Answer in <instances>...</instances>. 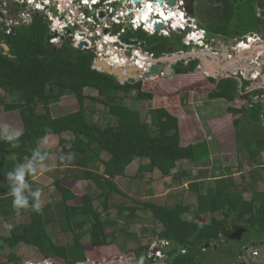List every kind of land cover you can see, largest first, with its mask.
<instances>
[{"label": "trees", "instance_id": "obj_1", "mask_svg": "<svg viewBox=\"0 0 264 264\" xmlns=\"http://www.w3.org/2000/svg\"><path fill=\"white\" fill-rule=\"evenodd\" d=\"M202 3L213 9L214 14H210L213 19L220 18L206 27L210 36L238 38L256 32L264 40V19L258 16V5L264 4V0H200L199 6H204ZM27 7L18 2L0 4L3 20L19 19L23 14L30 16L29 23L11 26L9 34L6 22L0 24V89L4 92L0 106L7 110L9 99L23 125L18 147L0 140V221L9 223L25 215L29 219L13 225L10 236L36 250L39 260L52 259L66 264L86 263L82 241L87 236L93 246L115 245L119 251V238L130 239L133 226L145 221L153 229L144 226L142 232L165 243L161 250L165 264H210L209 251L218 241L221 242L220 256L214 263L234 262L239 258V249L250 247L253 242L264 244V191L253 188V182L239 188L230 170L222 171L227 174L215 178L208 183L206 191H201L202 168L212 161L208 143L203 141L191 146V152L189 147L183 148L177 116L165 108L152 107L145 117L138 109L139 103H152L155 99L152 92L143 90V80L122 84L115 76L97 71L94 69L96 50L75 48L68 34L60 37L58 44L52 43L47 14ZM128 35L145 43L146 50L155 57L170 49L186 48L182 44L183 34L167 38L129 31ZM4 46L9 48L8 52ZM197 66V61L188 66L181 63L175 72L188 74ZM88 89L97 95H87ZM263 93L255 90L248 97ZM65 97H74L78 109L54 116L53 106ZM87 102L93 105L87 106ZM97 105L102 108L94 107ZM263 108V104H255L234 110L235 114L244 113L235 121L237 148H245L251 167L250 181L256 182L264 181ZM46 130L50 131V137L70 136L61 143L59 167L63 176L51 184V200L43 204L40 213L30 207L17 212L12 207L7 173L31 156ZM182 151L191 155L183 159L179 156ZM69 153L74 154V159L67 162L64 157ZM184 160L194 164L197 170H180L184 164L180 167L178 164ZM136 161L146 164L138 167L131 179L133 183L145 181L148 173L158 169L164 177L161 180H167L166 188L188 183L186 191L196 196L197 203L133 201L120 183L127 175V168ZM175 167L177 170L170 172ZM72 179L91 183L89 192L82 196L81 206L69 204L77 196L63 185V180ZM155 183L163 182L153 177L147 185L155 186ZM249 191L254 193L251 201L245 199ZM244 213L251 228L246 236H242L243 229L238 231L232 224L234 217L241 219ZM206 214L213 217L208 223L201 221ZM57 231L62 236L72 234L73 244L59 241ZM4 241L0 236V253L8 250ZM207 244L210 247L206 248ZM147 249L139 252L137 248L132 253H138L139 263L142 260V264H153V256L149 258L143 252ZM76 254L81 257L80 261L72 259ZM15 256V250H10L8 259L0 260V264H18Z\"/></svg>", "mask_w": 264, "mask_h": 264}, {"label": "crops", "instance_id": "obj_2", "mask_svg": "<svg viewBox=\"0 0 264 264\" xmlns=\"http://www.w3.org/2000/svg\"><path fill=\"white\" fill-rule=\"evenodd\" d=\"M199 1L200 0H197V7L195 11L196 17L194 16V19H196L197 22L200 21L203 27H209V24L212 22V20L216 19V22L219 21L220 18L213 19V17L209 15L208 11L202 12L201 9L205 7L199 6L198 4ZM259 12L260 10L258 9V14ZM181 34L182 33L180 31H175L172 33V36L181 35ZM209 37L218 39L216 36H210V34ZM139 43H141L142 47L146 45L145 43L140 41ZM182 44L185 45L183 39H182ZM219 46L221 48H224V44L219 45L218 43L216 49H218ZM185 47L186 48L184 47L180 48L179 51L178 49L175 51L173 49H170L168 53L158 57L159 60L163 63L165 70H163L164 72L161 71L159 77H157L156 79H165V78H167V80H169L170 78L173 79L178 78L179 80L184 79L187 82V86H185V88L192 87V90L191 91L187 90L181 93L180 92L181 88L176 87L174 91L176 95L174 96L173 99H171V101L169 100L165 101L160 99L157 100L155 97L154 101L152 102L153 103L152 107L155 109L165 108L171 114L179 118L180 130L183 139L182 142L183 146L191 147L203 141H206L208 143L212 161L206 167L202 168L203 177L200 186L201 191H206L208 189L207 187L209 185L208 183L213 182V180L217 177H221L223 175L222 171H229V170L232 172L233 176H235V180H237L238 186L240 187L249 186V184L253 182L252 183L253 188H255L257 191H264L259 189V186L262 185V183H264L262 179H259L256 182L253 179H251L250 181L249 175L245 177L243 176L244 173L248 171L250 172L251 167L249 164V160L245 164L243 162L244 160L248 159V156L244 150L245 148L242 147L241 150H238L237 148L235 121L238 118H241V116L244 113H238V114L234 113V110H240V109L244 110L245 108L249 107L250 102L253 101V97L249 98L248 95L252 94L254 90L260 88L259 90L263 89L262 91H264V68L262 70L256 69L250 63L251 61H254V59L257 56H259L261 53L264 52L258 51L252 54L251 52H249V50L245 52L238 51L236 55L228 56L229 61L223 64L221 60V56L219 54L207 52L205 50H197L196 48H192L186 45ZM189 48L190 50H188ZM194 61L198 62V66L194 70V72H190L188 74H181V75L176 74L175 71L176 68L179 66V64L182 63L183 65L188 66V64ZM241 64L244 66L243 69H242L243 66ZM257 71L262 72L263 75L261 79L262 84H259L256 81L252 82L245 80V78L241 76L242 74L251 75L253 72H257ZM164 73H168V74L172 73V74L168 79V76H166ZM199 74H202V76ZM198 83H200V88L196 90ZM175 86H177V83L175 84ZM168 91L169 90H167L166 92ZM162 92H164V90H162ZM186 92L188 93V95ZM189 92L191 93V95H194V97L192 96L191 100L188 101L187 98L190 96ZM182 94L187 95L186 99L182 98L181 96ZM231 97H234V99H231ZM195 107H202L205 110L203 116H200V111H198V109H196ZM229 150H233V152H235V154L238 156L236 157L238 159L236 160L234 168H232L233 165L225 164L224 162L223 164L221 163L222 161L225 160L223 159V154L228 152ZM262 156L264 158V153L262 154ZM183 163L185 162L178 164V166L180 167ZM141 164H146V163H140L138 161L132 163L131 165L132 167H134L132 171H135V173L129 175L128 173L129 167H128L126 177H134L138 167ZM195 170H197L196 167ZM151 175L152 178L155 175L154 178L162 181L163 183H155L156 186L155 189H157L159 193H157L156 190H154L153 192H151L150 190L149 191L150 195L151 193L162 194L164 191H167L168 194H170L171 193L170 191H172L174 188V191L179 190L176 194L177 196L175 197L176 201L186 205L189 204L195 205L197 203L196 196H193L188 191H186L188 188V183H185L183 186H178V187L172 186L171 189L167 190L166 188L167 180H161L164 179V177L160 170L157 169ZM241 176L242 179L240 178ZM134 184H137V182H134ZM181 189L184 190L180 191ZM252 192L253 191H249L245 194L246 200L248 201L252 200L254 194ZM190 217L191 216L189 215L188 218ZM202 218L203 219L206 218L205 222L203 221V219L201 220L202 222L208 223L209 221H211L213 217H211L210 215L208 216V214H206L202 216ZM242 236H246V235L242 234ZM256 244L261 245L262 243L256 242ZM218 250L219 249L217 248L216 251L218 252ZM250 250H252V247H250ZM238 252H239V258L236 259L234 262L230 260L231 263L230 261H226V262L224 261L223 263L222 262L221 263L240 264L239 260L241 259L242 255L243 257H247L248 252L245 251V253H243L240 249L238 250ZM217 262L215 263L219 264Z\"/></svg>", "mask_w": 264, "mask_h": 264}, {"label": "rangeland", "instance_id": "obj_3", "mask_svg": "<svg viewBox=\"0 0 264 264\" xmlns=\"http://www.w3.org/2000/svg\"><path fill=\"white\" fill-rule=\"evenodd\" d=\"M51 2H55L54 0H50ZM50 2V4H51ZM27 4V3H26ZM204 6H206L207 8H205V10L208 11L209 15L210 14H214L212 12V8L209 7V4L207 5V3H202ZM28 5V4H27ZM29 6V5H28ZM30 7V6H29ZM29 7H27V9H30ZM201 11L203 12L204 10L201 9ZM3 11L0 10V24L1 22H6V20H3L2 16L3 15ZM111 18V16H110ZM108 18V19H110ZM127 21V20H126ZM56 34L60 37H62L64 35V32H56ZM53 36L51 37V41H53ZM57 39V38H56ZM55 39V40H56ZM60 40H58L57 43L58 44ZM190 50V48L188 49ZM242 65V64H241ZM243 66V65H242ZM244 68V66L242 67V69ZM160 75V74H159ZM159 75L157 77H159ZM202 76V74H199ZM156 77V78H157ZM156 78H152L153 80L145 83L143 82V90L145 92H152L156 99H160V100H169L171 101V99L174 98V96L176 95V93H174L175 88L179 87L180 92L183 93L184 91L187 90H192V87L189 88H185V86H187V82L183 79V80H179L178 78H170L168 77L169 80H167V78L165 79H156ZM179 80V81H178ZM177 83V86H175V84ZM200 88V83H198L197 85V89ZM162 90H164V92H162ZM167 90H169L168 92H166ZM199 92V91H196ZM187 93V92H186ZM86 94L87 95H94L96 96L97 93L92 92L91 90H86ZM190 96L187 98L188 101L191 100L192 96L194 97V95H191V93L189 92ZM188 95V93H187ZM187 95L182 94V98L186 99ZM4 96V92L0 89V97ZM197 97V96H196ZM7 105L9 106L8 108H6L7 110L4 109L3 106H0V125H4V124H8L12 127L15 128H19L23 131V125L21 123V119H20V115L19 112L17 110H14V106L12 104H10L11 102L6 101ZM152 104L153 103H147V102H141L137 105L138 109L143 113V116L146 117L147 112L150 108H152ZM93 105L91 102H87V106ZM94 107H98V109H101L102 106L101 105H97ZM196 109H198V111H200V116H203L205 110L202 107H195ZM78 109V103L76 101V99L74 97H65L63 98L59 103H57L56 105L53 106V113L54 116H58V115H62L64 113H68V112H73L76 111ZM95 119H97L95 117ZM233 129V128H232ZM234 130V129H233ZM70 136L68 135H63V136H51L50 137V143L46 146L43 147V151H46L48 156L47 159L45 161V164L48 166L47 170L45 171H38L37 173L33 174L29 179H30V185H31V189L34 190V188H40L42 190V196H41V200L43 202V204H47L48 202H50L51 200V184L53 185L54 182L56 180H58V178L62 177V169H60L59 167V157L62 153V140H69ZM234 145V143H233ZM183 148H188L189 146H182ZM188 150L191 152V148L189 147ZM235 150V149H234ZM180 153V152H179ZM191 155V153H186L185 152H181L179 154L180 157H183V159L189 157ZM238 157L235 152H233V150H229L228 152L223 154V159H225L224 161H222L221 163L223 164V162L225 164H229V165H233L232 168H234L236 160ZM228 160V161H226ZM183 161H180L179 164H181ZM185 163H183V167H180V170L183 168H190L193 171H195V166L194 164L190 163L189 161H185ZM188 162V163H187ZM244 164L246 162H248V159L243 161ZM220 163V164H221ZM134 167H132V165L129 166L128 168V173L129 175L134 174L135 171H132ZM179 168V167H178ZM177 170V167L171 169L170 172H173ZM251 171V170H250ZM61 172V173H60ZM249 172V171H248ZM244 173V177L250 175V172L248 173ZM154 172H150L148 173V177L145 178V181L142 180V182H137V184H134L131 179L134 177H124L121 181L122 183H120V186L122 188V190L125 192H127L129 194V196H131V198L133 199V201L137 200V201H152L158 204H173L176 201V194L179 190L174 191V188L172 191H170L171 193L168 194L167 191H164L162 194H157L159 193L157 189H155L156 186H150L147 185V182L149 181V178H152V175ZM227 172H224L223 175H226ZM151 175V176H150ZM155 177V175H154ZM27 178V177H26ZM242 179V176L240 177ZM28 179V178H27ZM238 179V178H237ZM120 181V182H121ZM144 181V182H143ZM63 185L66 186L67 188L71 189L75 194H76V198L71 201L69 204L73 205V206H81L82 205V196L85 195L87 192H89V186L91 185V183L86 182V181H79V180H63ZM241 185V184H239ZM162 187V186H161ZM172 187H167L168 189H171ZM239 188H241L239 186ZM126 189V190H125ZM260 190H264V183H262V185L259 186ZM151 190V192H153L154 190H156L157 193L153 194L149 193V191ZM184 189H181L180 191H183ZM189 195V194H188ZM253 198V197H252ZM132 203V202H131ZM96 206L99 205V202H97L95 204ZM244 217L241 219H238L237 217H234L232 219V224L234 225V227L238 228V231H241L242 229H244L246 226V228L244 230H242V234L247 235L250 231L251 228L248 226L247 223V214L244 213L243 215ZM219 218V217H218ZM190 219V218H189ZM29 219L28 217L25 215L23 217H18L15 219H12L11 221L8 222H2L0 221V236L4 237V243L6 244L8 250H4L2 253H0V260L2 261H6L9 257V252L10 250H15L16 256H15V262L18 264H49V260H45V259H41L39 260L38 258V253L36 250H34L33 248L27 247L25 245L20 244L18 241L14 240L11 236H10V231L9 228L7 227V225L11 224L16 225L18 223H24L27 222ZM206 218L203 219V221L205 222ZM147 226L151 229H153V226L149 223L146 222L145 223H138L135 226H133L132 228V237L129 238H119V243H121V250L118 251L117 246L115 247V245H111V246H107V247H96L93 246V244L90 241V238L87 236L82 242L84 243V251L86 253V263H82V264H104V263H108L110 261H112L113 259H115L117 256L120 258H122L124 261H128L131 259H135L137 254L135 252L132 253V251H134L135 249H140L142 248H146L148 247V249L146 252L148 254L149 257L156 255V258L154 259L155 262H157V260H161V256H158L157 253L159 250H162V248H164V241H159L158 239L152 237V236H148L147 234L145 235L142 232V227ZM59 230V229H57ZM51 232V230H50ZM57 234L60 235L59 241L61 240V242H65V244H73L74 238L72 234H68L67 236H62L60 233ZM60 242V243H61ZM67 242V243H66ZM113 246V247H112ZM112 247V248H111ZM218 248V246L214 247V250L211 249L209 251V261L210 264H213L214 262H212L215 258H217L219 256V253L216 251ZM83 251V250H82ZM142 253V252H141ZM72 259L76 260V261H80L81 257L79 256V254H76L75 256H72ZM66 264L64 262H54L53 264ZM216 264V263H214Z\"/></svg>", "mask_w": 264, "mask_h": 264}, {"label": "built area", "instance_id": "obj_4", "mask_svg": "<svg viewBox=\"0 0 264 264\" xmlns=\"http://www.w3.org/2000/svg\"><path fill=\"white\" fill-rule=\"evenodd\" d=\"M54 1L55 2H51L50 0H0V4L3 3V5L6 6L9 2H18L21 4L27 3L32 9L43 11L47 14V17L51 21L52 35L54 34L53 41L50 40L52 43H57L60 39V36H58L56 32H64V35L68 34L72 38L73 46L75 48H80L81 45L87 43V46L83 45L81 49H95L97 54L96 61L102 60L109 64L111 68L119 67L124 75L127 74L126 70L128 68H133V66L138 67L140 80H143L144 82L153 80L152 78H145V74L150 71V68L153 65L152 61H155V56L152 53L148 54L147 52H145L143 50L144 47L142 48L141 43H138V45L136 46L126 45L118 39V36L113 34V31L120 29L118 35L121 36L123 34H127L128 31H138L144 26V20L139 21L137 18L130 20L129 26H127L126 20L128 18L130 8L125 9L126 5L123 4V8L115 11V6L116 4H119V0ZM129 2H131V6L130 3L128 4V6L132 7L131 11L136 14H142L143 7L139 8L138 5L131 0H129ZM101 13L104 14V17L100 16ZM162 21L163 20L161 19H155L153 21L151 30L147 31H149V33L153 35L155 33L154 26L156 23H165L167 28L169 26L175 28L176 25V27H180L182 30H185V26L183 24H168L167 22ZM29 22L30 16L24 14L19 19L6 20V25L10 27L8 34L12 30L11 26H17L20 23ZM190 27L192 31L186 35L184 44L186 46H198L208 52L215 53L214 48L216 39L211 37L208 39L205 30L199 29L196 24H191ZM163 34L168 35V32L163 31ZM263 42L264 41L258 34H252L243 37L241 39V42L236 44V47L246 50L250 49L253 44H261ZM250 63L256 69L262 70L264 68L263 53L257 56L254 61H251ZM94 69L100 72H105L103 69L97 67L96 65L94 66ZM242 75L243 77L246 76L244 74ZM262 77V72L257 71L249 75L247 80L252 82L256 81L257 83L262 84ZM255 104L264 105V95H254L253 101L250 102L249 106L252 107ZM157 255L161 256L162 258L161 250L158 251ZM153 258L155 259L156 255H153ZM128 261H124L122 258L118 257L115 258L111 262V264H129Z\"/></svg>", "mask_w": 264, "mask_h": 264}, {"label": "clouds", "instance_id": "obj_5", "mask_svg": "<svg viewBox=\"0 0 264 264\" xmlns=\"http://www.w3.org/2000/svg\"><path fill=\"white\" fill-rule=\"evenodd\" d=\"M182 2H183L182 0H177L176 7H177L178 4H182ZM129 3H130V6H131V2H129V0H128V3H126V4H129ZM126 4H124V5H126ZM143 4H144V2H142L140 4H137V5H138L139 8H141V7H143ZM130 6H128L130 8V11H129L128 18H127V26H129V22H130L131 19L137 18L139 21L140 20H144L143 24L145 25V28H144L143 32L146 33L150 37L158 36V37H167V38H169V37L172 36L173 32L180 31L184 35L183 42L186 39V35L188 33H186L185 30L187 29V27H185V30H182L180 27H176V25H175V28H173L172 26H169L167 28L165 23H164V25L166 26V30L165 31L168 32V35H164L163 31L160 32V33L155 32V26H154V32L155 33L153 35H151L149 33V31L151 30V28L153 26V21L155 19H161V20L167 22L168 24H172V23L173 24H179V25L183 24L185 26V20H186L187 16L185 15L184 12L177 13L175 11L176 7L175 8H169V7L166 6L165 9L163 7H154V8H151V10L149 12L144 11V8H143L142 14L141 13L136 14L133 11H131L132 7H130ZM121 8H123V7H121ZM158 11L166 12L168 14L167 18L159 17L158 14H157ZM174 11L176 12V14H175ZM260 13H261V11L258 14L259 17H261ZM145 14L147 15L146 19L144 17ZM261 18L264 19V16L261 17ZM148 19L152 20V24L151 25H149L147 23ZM177 19H180L181 21H178ZM155 25H157V23ZM131 27H132V25H131ZM147 30H149V31H147ZM131 32L136 33L137 31H131ZM252 34H257V33L256 32H252V33H250L248 35H252ZM206 36H207L208 39L210 38L209 34L208 35L206 34ZM243 37H245V36H243ZM243 37L233 38V40L236 41L237 39H242ZM262 40H263V38H262ZM236 44L237 43H235V46H233V48L236 50V53L238 51H241V52L244 51L245 52V51L251 50V48L250 49H246V50L239 49V48L236 47ZM256 44H253V45H256ZM189 47L196 48L197 50H204V49H202V48H200L198 46H189ZM215 53H217V52L215 51ZM232 56H234V55H232ZM159 61H160L159 58L155 57V61L154 62H159ZM134 68L139 69L138 67H134V66H133V68H130V69H134ZM136 74H137V72H136ZM241 76H243V75H241ZM125 77H127V74H126ZM139 81H142V80H140V79L137 80V82H139ZM126 82H124V83H126ZM124 83H122V84H124ZM145 83H147V82H145ZM22 135H23V132L19 128L12 127V126H10L8 124L0 125V140H4V141L10 143L13 148L19 146V140H20V137ZM50 135H51L50 131L46 130V135L43 136L40 139L36 149L33 150L31 156L25 157L23 163H20L18 166H16L14 168L13 171H10V172L7 173L6 179L8 181V185H9V193H10V195L12 197V207L17 212H20L22 209L29 208V207L31 208V210L33 212H36V213H40L42 211V208H43V202L41 200L42 190L40 188H37L36 190L33 191L31 189L30 180L26 179V177H31L33 174L37 173L38 171L47 170L48 166L45 164V161L47 159L48 154H47L46 151H42V148L46 147L50 143ZM64 159H65V161L70 162V161H72L74 159V154L69 153V154H67L64 157ZM7 227L9 229H11L12 225L9 224V225H7ZM218 242H220V241H218ZM216 245H217V243L214 245V247ZM250 247H252V246H250ZM250 247H246L245 248L246 250L245 249L241 250L243 253H245V251H246V252H248V255L250 254L251 258L248 257V256L246 257L249 260L252 259L253 257H256V255L259 253V251L256 252V250H255L256 248L254 249L255 251L253 253H251ZM252 249H253V247H252ZM243 258L244 257L242 255V257H241L242 262H240V264L244 262ZM132 260L137 262V258H135V259L129 260L128 261L129 264H131ZM54 262H56V261L52 260V259L49 260V264H53ZM161 263L165 264L164 261L162 260V258H161V260H158L157 262H155L153 264H161ZM222 263H219V264H222ZM249 263L250 264L251 263L252 264H256V263H253L252 261H250Z\"/></svg>", "mask_w": 264, "mask_h": 264}, {"label": "water", "instance_id": "obj_6", "mask_svg": "<svg viewBox=\"0 0 264 264\" xmlns=\"http://www.w3.org/2000/svg\"><path fill=\"white\" fill-rule=\"evenodd\" d=\"M131 1L135 2L136 4H140L142 2H147L148 3L151 0H131ZM156 1H157L158 5H156L155 2H152L151 6L163 7L164 9L166 8V6L169 7V8H175L176 7V3H177V0H156ZM183 1H184V3L188 4L186 6L187 13L190 14L191 16H194L195 15V11H194V6H193V0H183ZM126 3H128V0H119V4H117L115 6V11H117L118 9L123 7V4H126ZM258 9L261 11L260 16L263 17L264 16V4L263 3L259 4L258 5ZM157 14H158L159 17L167 18V16H168V14L166 12H162V11H158ZM100 16L104 17V14L101 13ZM147 23L149 25H151L152 24V20L148 19ZM165 30H166V26L164 24L158 23L157 25H155V32L160 33V32L165 31ZM185 31H186V33H189L191 30H190V28H187ZM119 32H120V29H117V30L113 31V34L118 36V39L123 44L130 45V46L138 45L139 41L132 40L131 37H129L128 34H123V35L119 36L118 35ZM50 40H51V38H49V41ZM227 40H228L227 38H221L220 39V45L222 43H224L226 45H229V48L225 47L224 50H221L220 49L221 47H219V49L215 50L221 56V60H222L223 64L225 62L229 61L228 56H232V55L236 54V50L233 48V46H235V43H240L241 42V39H237L236 41L233 40V39L232 40H228V41ZM83 45L87 46V43H84ZM83 45H81L80 48ZM144 47H146V45H144ZM4 48H5V50L7 52L9 51V48L7 46H4ZM258 51L264 52V43L253 45L251 47V50H249V52H251L252 54L255 53V52H258ZM263 56H264V53H263ZM152 64L153 65L150 68V71L145 74V78H147V79L156 78L161 73V71L165 70V67H164V65H163V63L161 61H159V62L152 61ZM95 65L97 67L103 69L106 73H108V74H110L112 76H115L119 80V82H121V83L127 81L129 84H135L137 82V80H139V74H138L139 70L137 68H134V69L128 68L126 70L127 77H125L126 75L124 76V74L122 73V70L119 67L111 68L109 66V64H107L106 62H104L102 60H97L95 62ZM136 72H137V74H136ZM172 73H169V74L168 73H164V74L166 76L170 77ZM248 77H249V74H246V76L244 77L245 80H247ZM241 81H243V80H241ZM256 90H258V89H256ZM219 243L220 242H217V245ZM205 247L208 248V247H210V245L207 244ZM252 247H253V249L251 250V253H253L256 250V252L257 251L261 252V255H262V256L256 257V260H254L252 262L256 263V264H264V245H259V244L253 243ZM248 256L251 258L250 254ZM243 260H244V262L242 264H250L249 263L250 260L248 258L244 257ZM131 264H138V262L132 260ZM161 264H163V263H161Z\"/></svg>", "mask_w": 264, "mask_h": 264}, {"label": "flooded vegetation", "instance_id": "obj_7", "mask_svg": "<svg viewBox=\"0 0 264 264\" xmlns=\"http://www.w3.org/2000/svg\"><path fill=\"white\" fill-rule=\"evenodd\" d=\"M183 1V0H182ZM152 2H155L156 3V5H158V3H157V1L156 0H151L150 2H144V4H143V8H144V11H147V12H149L150 10H151V8H153L152 6H151V3ZM188 4H186V3H184V1L182 2V4H178L177 5V7H176V12L177 13H179V12H184L185 13V15L187 16V18H186V20H185V27H187V28H190L191 29V24H196L197 26H198V28L199 29H203V30H205V32H206V34L208 35L209 34V32L206 30V27H203V25L201 24V22L200 21H196V19H194V16L196 15V13H195V15L194 16H191L190 14H188L187 13V11H186V6H187ZM193 6H194V11H196V7H197V0H193ZM146 7H147V9H146ZM125 9H129V7H128V4H126V6H125ZM202 10H204V11H207V10H205V8H203ZM174 17V16H173ZM196 17V16H195ZM199 20V19H198ZM144 27H145V25L142 27V28H140V30L139 31H137L136 33H138V32H140V31H144ZM217 38H218V40L216 39V43H215V48L214 49H216L217 48V44L219 43V45H220V38H225V37H218L217 36ZM215 39V38H214ZM228 40H232L233 38H227ZM227 40V41H228ZM222 44H224V43H222ZM221 44V45H222ZM220 47V46H219ZM225 47H227V48H229V45H226V44H224V48ZM224 48H220L221 50H224ZM219 49V48H218ZM226 50V49H225ZM189 65V64H188ZM261 245H264V244H261ZM258 256H262L261 255V252H259L257 255H256V257H258ZM256 257H253L252 259H250V261H254V260H256ZM138 262V261H137ZM138 264H142V260H141V263H139L138 262ZM242 264V263H241ZM252 264V263H251Z\"/></svg>", "mask_w": 264, "mask_h": 264}, {"label": "bare ground", "instance_id": "obj_8", "mask_svg": "<svg viewBox=\"0 0 264 264\" xmlns=\"http://www.w3.org/2000/svg\"><path fill=\"white\" fill-rule=\"evenodd\" d=\"M153 8H154V6H152ZM146 9H147V7H146ZM163 15V14H162ZM145 19L147 18V15L145 14ZM131 20H133V19H131ZM178 21H180V19H177ZM143 48V47H142ZM143 50L145 51V52H147L148 54H151L150 52H148L145 48H143Z\"/></svg>", "mask_w": 264, "mask_h": 264}]
</instances>
